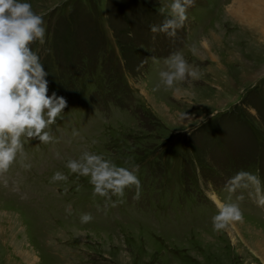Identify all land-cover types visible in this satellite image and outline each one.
<instances>
[{"label": "rangeland", "instance_id": "374dc122", "mask_svg": "<svg viewBox=\"0 0 264 264\" xmlns=\"http://www.w3.org/2000/svg\"><path fill=\"white\" fill-rule=\"evenodd\" d=\"M0 264H264V0H0Z\"/></svg>", "mask_w": 264, "mask_h": 264}, {"label": "bare ground", "instance_id": "6f19581e", "mask_svg": "<svg viewBox=\"0 0 264 264\" xmlns=\"http://www.w3.org/2000/svg\"><path fill=\"white\" fill-rule=\"evenodd\" d=\"M252 10V9H251ZM249 13V12H248ZM212 199L215 201V203L218 205V207L220 208V210L225 214V211H224V208L223 206L221 205V203L218 201V199L213 196Z\"/></svg>", "mask_w": 264, "mask_h": 264}]
</instances>
